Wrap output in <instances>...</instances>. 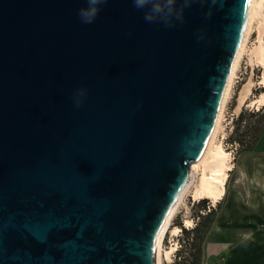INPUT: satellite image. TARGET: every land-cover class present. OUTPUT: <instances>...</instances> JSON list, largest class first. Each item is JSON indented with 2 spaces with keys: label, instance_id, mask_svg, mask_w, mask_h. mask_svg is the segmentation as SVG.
<instances>
[{
  "label": "water",
  "instance_id": "1",
  "mask_svg": "<svg viewBox=\"0 0 264 264\" xmlns=\"http://www.w3.org/2000/svg\"><path fill=\"white\" fill-rule=\"evenodd\" d=\"M248 1L195 0L165 26L132 0L90 24L86 0H0V264H155Z\"/></svg>",
  "mask_w": 264,
  "mask_h": 264
},
{
  "label": "rangeland",
  "instance_id": "2",
  "mask_svg": "<svg viewBox=\"0 0 264 264\" xmlns=\"http://www.w3.org/2000/svg\"><path fill=\"white\" fill-rule=\"evenodd\" d=\"M256 1L259 6L252 17L247 39L237 60L226 101L224 100L221 121L219 120L212 139L211 148L220 147L228 154V160L232 164L226 171L223 195L216 202L209 198L193 199L191 194L194 186L205 171L202 165L196 166L195 171H192L191 182L184 195L182 194L161 237L158 264H174L178 251L182 248L187 251L188 245L183 243V231L192 228H195L193 235L203 236L201 264H230L236 260L240 262L248 254L245 243L252 237L255 222L261 214L259 206L263 202L264 186V128L257 137V147L256 141H253L257 129L264 124V112H251L263 109L264 102L242 105L239 111H236V106L241 88L250 80L253 85L251 84L249 98L264 93V86L260 84L264 68L251 53L252 48L258 44L260 28L264 31V0ZM259 2L262 3L261 6ZM261 38L264 41V32ZM250 144L252 146L249 150L242 149ZM210 210L213 214L209 222ZM207 234H210V242ZM165 251L170 252L169 255Z\"/></svg>",
  "mask_w": 264,
  "mask_h": 264
},
{
  "label": "bare ground",
  "instance_id": "3",
  "mask_svg": "<svg viewBox=\"0 0 264 264\" xmlns=\"http://www.w3.org/2000/svg\"><path fill=\"white\" fill-rule=\"evenodd\" d=\"M259 1L262 2L263 0H259ZM261 5H262V3H260V6ZM257 6H259V5H258V2L256 0H249L248 1L246 21H245V26H244L242 38L240 40V44H239L238 49L235 53V56H234V59H233V62H232V65H231V68H230V71L228 74V78L226 81V85L224 88L222 99L220 101V106H219V109H218V112H217V115H216V118L214 121V126L212 128L210 137L208 139L207 145L204 149V152H203L201 158L195 162L190 163L187 176H186L184 182L182 183L180 190H179L178 194L176 195L171 207L169 208L160 229L158 230V233H157L156 238H155V250H154V252H155V255H154L155 264H158L157 262L159 261L158 260V257H159L158 251H159V247H160L161 237H162L165 229L167 228L170 216L173 214V211L176 209L175 207L178 204V202L180 201L182 194L186 192V189L190 184L189 182H191L190 180L192 179L191 177L193 175L192 171H195L194 169L196 168V166L202 165L203 169L205 171H203V173L199 176V179L197 180V183L194 186L195 188L191 194L193 199L198 200L201 198H209L212 202H216L223 195L222 194L223 188H224L223 184L225 182L224 181L225 176H227L226 171L230 169L232 164H230V161L228 160L229 159L228 154L225 151H223L220 147H216L214 149L211 148V145L213 143L212 139H214L216 129L218 128V123H220L219 120L221 119L220 116L222 114L221 112L223 111V109H222L223 104L226 101L225 97H227L226 95H228L227 91L229 89L231 79L233 78L232 76L234 75L233 73H234V70L236 67V63H237L238 58L240 57L239 56L240 53H242L243 45L245 44L244 43L245 39H247L246 37L248 35L247 33L249 30V26H250L251 21L253 20L252 17H254L253 16L254 13H256L255 11H256ZM257 17H260V16H257ZM261 28H260V32L258 34L259 35L258 36V44L252 48L251 53L255 56L257 63H259L264 68V41L261 38V35L264 31ZM251 84L252 83L250 80L248 83L244 84L243 87L241 88V90L239 92V96H238V104L236 106V111L237 110L239 111V108L242 107V105L262 104V102H264V93H262L261 95H259L257 97H253V98L248 97V96H250L249 92H250ZM260 84L262 86H264V75L260 81ZM219 126H220V124H219ZM186 222H188V221H186ZM168 251H165L166 255L168 253H170Z\"/></svg>",
  "mask_w": 264,
  "mask_h": 264
},
{
  "label": "clouds",
  "instance_id": "4",
  "mask_svg": "<svg viewBox=\"0 0 264 264\" xmlns=\"http://www.w3.org/2000/svg\"><path fill=\"white\" fill-rule=\"evenodd\" d=\"M137 9H146L144 19L146 22L163 21L165 26H171L173 20L183 21L185 8L189 7L195 0H181L179 7L177 0H132ZM107 0H86V6L79 10V18L82 23H92L99 14L101 5ZM206 15H211L209 11ZM81 89L76 93L75 104L79 106L85 95Z\"/></svg>",
  "mask_w": 264,
  "mask_h": 264
},
{
  "label": "trees",
  "instance_id": "5",
  "mask_svg": "<svg viewBox=\"0 0 264 264\" xmlns=\"http://www.w3.org/2000/svg\"><path fill=\"white\" fill-rule=\"evenodd\" d=\"M261 109H258L255 112H251V113L258 114V112L260 111L264 112V108L262 110ZM263 128H264V124L261 128L257 129V134L253 138V141L257 140V137L262 132ZM236 141L239 142V140H236ZM251 146L252 145L250 144L249 146H245L242 149L249 150ZM212 214H213V211L210 210L208 214L209 222H210V217L212 216ZM194 231H195V228L187 229L183 231V234H184L183 243L188 245V249L186 251V249L182 248L181 250L178 251L174 264H201V260H200L201 259V242H202L203 236L201 234L193 235L192 232ZM189 234H192V236H189Z\"/></svg>",
  "mask_w": 264,
  "mask_h": 264
},
{
  "label": "crops",
  "instance_id": "6",
  "mask_svg": "<svg viewBox=\"0 0 264 264\" xmlns=\"http://www.w3.org/2000/svg\"><path fill=\"white\" fill-rule=\"evenodd\" d=\"M255 144L257 147L258 141H256ZM262 192L263 202L259 206L261 214L255 222L256 224L252 237L245 243L246 253H248L246 259L239 260L240 262L237 260L233 261L231 262L232 264H264V186ZM207 236L210 242V234H207L206 237ZM251 251H253V253H250Z\"/></svg>",
  "mask_w": 264,
  "mask_h": 264
}]
</instances>
